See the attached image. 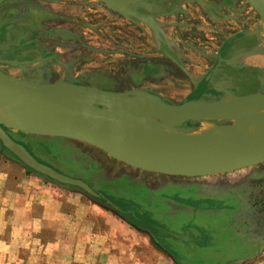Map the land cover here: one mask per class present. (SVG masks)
Wrapping results in <instances>:
<instances>
[{
  "label": "rangeland",
  "instance_id": "1",
  "mask_svg": "<svg viewBox=\"0 0 264 264\" xmlns=\"http://www.w3.org/2000/svg\"><path fill=\"white\" fill-rule=\"evenodd\" d=\"M126 2L0 0V69L98 91L141 89L172 105L264 95V18L252 2ZM28 47L45 58L10 63ZM205 122L232 120L173 123L190 135ZM2 124L39 161L98 196L37 173L0 141V264H264V162L164 174L76 139Z\"/></svg>",
  "mask_w": 264,
  "mask_h": 264
},
{
  "label": "water",
  "instance_id": "2",
  "mask_svg": "<svg viewBox=\"0 0 264 264\" xmlns=\"http://www.w3.org/2000/svg\"><path fill=\"white\" fill-rule=\"evenodd\" d=\"M10 63L20 64L16 60H11ZM72 88L83 90L81 96H72L69 92ZM0 91L13 96L40 98L53 120L54 135L91 144L113 158L142 170L193 177L229 172L264 162V128L252 127L238 135L219 136L225 127L244 118L242 113H248L244 110L230 111L231 104L238 102V107L241 108L249 99L261 97L263 94L244 96L233 103L172 105L141 89L98 91L91 87L78 86L67 80L40 82L9 74L1 69ZM135 95L145 96L168 110L180 121L225 118L232 122L216 127L208 134L209 136L183 133L181 135L131 133L116 138L111 133L96 127L79 109L81 100L90 101L93 105L98 102L107 104V101L116 97ZM4 126L5 124L0 123L1 143L25 166L57 182L79 187L91 196H98L84 180L66 175L39 161L25 146L13 139ZM185 164L193 167V170H182L181 167Z\"/></svg>",
  "mask_w": 264,
  "mask_h": 264
},
{
  "label": "bare ground",
  "instance_id": "3",
  "mask_svg": "<svg viewBox=\"0 0 264 264\" xmlns=\"http://www.w3.org/2000/svg\"><path fill=\"white\" fill-rule=\"evenodd\" d=\"M103 1L114 7H123L117 5H124L128 3L126 1L131 2V0ZM247 1L252 2L257 7L259 13L261 14L262 12L264 18V1ZM69 92L72 96L78 97L81 96L83 90L72 88ZM135 96L116 97L110 99L107 101V108L104 110L96 108L90 101L81 100L79 109L83 116H85V118L96 127L111 133L116 138L123 137L131 133L148 135H181V131L177 129L180 128V125L173 123L178 119L168 110L150 101L143 95ZM143 98L150 102L144 101ZM241 110L248 111V113H242L244 118H240L235 124L225 127L219 136L238 135L241 132H247L252 127L264 128V95L249 99L241 108L238 107V102L233 103L230 106V111L240 112ZM150 114H155L154 116L161 117L164 120L154 122L153 118L157 117ZM0 123H6L10 126L12 125L13 128L16 127L18 128L17 130L21 129V131L27 133L56 136L53 133V120L49 115L45 103L41 101L40 98L13 96L4 91H0ZM220 126L218 125L217 127ZM215 129L216 126L213 123L205 122L201 131L198 132V135L209 136L208 134ZM165 166L168 165L165 164ZM181 168L184 171L193 170V167L187 164Z\"/></svg>",
  "mask_w": 264,
  "mask_h": 264
},
{
  "label": "flooded vegetation",
  "instance_id": "4",
  "mask_svg": "<svg viewBox=\"0 0 264 264\" xmlns=\"http://www.w3.org/2000/svg\"><path fill=\"white\" fill-rule=\"evenodd\" d=\"M43 58H45V57L43 56V54L41 52L37 51V49H35L34 47H28V48H25L23 50H20L18 54L12 56L10 59L16 60L20 64H28V63L32 62L33 60H41ZM219 58H221V56ZM223 74H225V73H223ZM207 75L205 76V78L208 77ZM211 75L212 74L209 75V79L211 78ZM67 81H70V80H67Z\"/></svg>",
  "mask_w": 264,
  "mask_h": 264
},
{
  "label": "crops",
  "instance_id": "5",
  "mask_svg": "<svg viewBox=\"0 0 264 264\" xmlns=\"http://www.w3.org/2000/svg\"><path fill=\"white\" fill-rule=\"evenodd\" d=\"M22 232H24L25 234H27V233H28V230H26V231H22Z\"/></svg>",
  "mask_w": 264,
  "mask_h": 264
}]
</instances>
